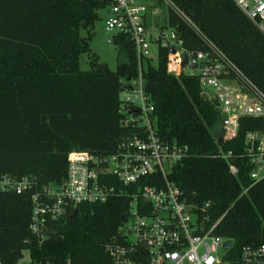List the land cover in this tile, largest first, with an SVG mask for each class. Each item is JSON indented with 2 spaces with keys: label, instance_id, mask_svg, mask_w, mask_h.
<instances>
[{
  "label": "trees",
  "instance_id": "1",
  "mask_svg": "<svg viewBox=\"0 0 264 264\" xmlns=\"http://www.w3.org/2000/svg\"><path fill=\"white\" fill-rule=\"evenodd\" d=\"M168 1L195 18L192 29L168 7V21L184 45L200 47L203 35L264 93V31L254 21L232 0ZM103 5L101 0H0V177L60 181L70 150L109 153L128 133L119 124L118 92L120 79L136 72L130 39L111 35L114 69L94 53L88 69L79 68ZM164 63L165 51L159 50L155 64L147 60L142 66V80L157 134L186 147L169 178L186 201H211L213 232L233 241L231 258H236L242 245L264 243V177L252 181L251 165L241 155L244 132L264 130V118H242L236 136L221 141L218 115L196 78L174 77ZM218 148L231 153L235 174ZM75 211L72 219L50 221L47 238L37 243L28 230V192L0 190V264H16L22 250L53 264H108L103 246L124 215L123 199L82 203Z\"/></svg>",
  "mask_w": 264,
  "mask_h": 264
},
{
  "label": "built area",
  "instance_id": "2",
  "mask_svg": "<svg viewBox=\"0 0 264 264\" xmlns=\"http://www.w3.org/2000/svg\"><path fill=\"white\" fill-rule=\"evenodd\" d=\"M101 1L107 10L103 29L128 37L136 57L135 74L120 79L118 92L119 124L128 133L109 153L70 150L60 181L39 183L31 176L2 175L0 190L28 192V230L37 243L47 238L50 221L68 218L79 204L123 199L124 215L103 246L108 264H264V243L242 245L231 258L233 241L213 232L217 220L209 219L211 201H186L169 178L186 147L157 134L153 104L143 89L142 66L147 60L155 64L158 51L164 50L166 73L196 78L218 115L221 141L236 136L242 118H264V93L203 35L200 47L184 45L156 0ZM232 1L264 31V0ZM165 5L196 29L184 12L168 0ZM243 143L241 155L251 165L248 176L257 181L264 177V130L245 131ZM218 154L235 174L231 153ZM225 240L231 242L223 248ZM23 251L28 260L20 258L16 264H53Z\"/></svg>",
  "mask_w": 264,
  "mask_h": 264
},
{
  "label": "rangeland",
  "instance_id": "3",
  "mask_svg": "<svg viewBox=\"0 0 264 264\" xmlns=\"http://www.w3.org/2000/svg\"><path fill=\"white\" fill-rule=\"evenodd\" d=\"M163 8V12L167 13L168 7L165 5L166 0H156ZM166 6V7H165ZM107 10L101 8L97 10L98 18L90 28L89 50L81 53L79 56V68L84 70L88 69V58L94 53L99 62L105 63L108 68L114 69L116 64L115 58V45L111 42L112 33L106 32L103 29V19L106 17ZM81 35H84V30L80 31ZM21 261L26 262L28 255L25 251L21 254Z\"/></svg>",
  "mask_w": 264,
  "mask_h": 264
},
{
  "label": "water",
  "instance_id": "4",
  "mask_svg": "<svg viewBox=\"0 0 264 264\" xmlns=\"http://www.w3.org/2000/svg\"><path fill=\"white\" fill-rule=\"evenodd\" d=\"M193 20H195V18H192ZM76 211L73 210L71 215L68 217V219H72L73 216L75 215ZM231 240H225L222 244L223 248H226L229 244H230Z\"/></svg>",
  "mask_w": 264,
  "mask_h": 264
}]
</instances>
